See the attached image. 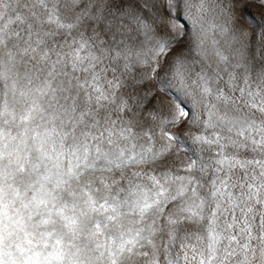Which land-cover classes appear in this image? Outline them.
Wrapping results in <instances>:
<instances>
[{
    "label": "snow or ice",
    "instance_id": "1",
    "mask_svg": "<svg viewBox=\"0 0 264 264\" xmlns=\"http://www.w3.org/2000/svg\"><path fill=\"white\" fill-rule=\"evenodd\" d=\"M0 264H264V0H0Z\"/></svg>",
    "mask_w": 264,
    "mask_h": 264
}]
</instances>
